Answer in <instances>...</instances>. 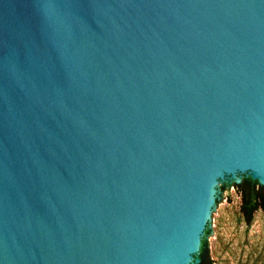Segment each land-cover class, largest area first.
Here are the masks:
<instances>
[{
	"label": "water",
	"instance_id": "obj_1",
	"mask_svg": "<svg viewBox=\"0 0 264 264\" xmlns=\"http://www.w3.org/2000/svg\"><path fill=\"white\" fill-rule=\"evenodd\" d=\"M261 140L264 0H0V264H197Z\"/></svg>",
	"mask_w": 264,
	"mask_h": 264
},
{
	"label": "rangeland",
	"instance_id": "obj_2",
	"mask_svg": "<svg viewBox=\"0 0 264 264\" xmlns=\"http://www.w3.org/2000/svg\"><path fill=\"white\" fill-rule=\"evenodd\" d=\"M233 179L218 181L210 212L208 244L214 264H264V212L247 223Z\"/></svg>",
	"mask_w": 264,
	"mask_h": 264
},
{
	"label": "trees",
	"instance_id": "obj_3",
	"mask_svg": "<svg viewBox=\"0 0 264 264\" xmlns=\"http://www.w3.org/2000/svg\"><path fill=\"white\" fill-rule=\"evenodd\" d=\"M233 186L241 197V212L247 223H251L254 219L256 211L264 212V184L258 179L250 175L243 174L240 181H234ZM210 235V224L207 226L202 238L201 247L197 258V264H214V260L210 255L208 236Z\"/></svg>",
	"mask_w": 264,
	"mask_h": 264
},
{
	"label": "bare ground",
	"instance_id": "obj_4",
	"mask_svg": "<svg viewBox=\"0 0 264 264\" xmlns=\"http://www.w3.org/2000/svg\"><path fill=\"white\" fill-rule=\"evenodd\" d=\"M261 144L264 147V141L261 140ZM254 154H255V152L252 149H245L243 154H242L241 161H243L245 163H250V164L256 165V167L259 169L260 165L256 161ZM260 170H261V168H260Z\"/></svg>",
	"mask_w": 264,
	"mask_h": 264
}]
</instances>
